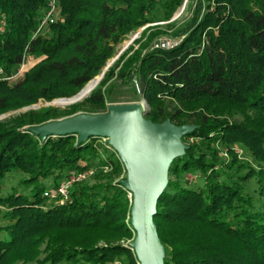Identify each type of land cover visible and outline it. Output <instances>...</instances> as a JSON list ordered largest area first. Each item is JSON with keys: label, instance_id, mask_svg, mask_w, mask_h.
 <instances>
[{"label": "trees", "instance_id": "16d2710c", "mask_svg": "<svg viewBox=\"0 0 264 264\" xmlns=\"http://www.w3.org/2000/svg\"><path fill=\"white\" fill-rule=\"evenodd\" d=\"M50 1L0 0V115L74 97L148 26L82 101L0 122V264H139L118 154L101 138L29 132L122 96L152 123L196 126L153 217L164 264H264V0H188L183 20L172 17L185 0H53L57 21L39 29ZM159 36L179 43L153 49ZM26 57L42 60L11 82ZM89 169L67 202L43 197ZM10 173L21 178L4 193Z\"/></svg>", "mask_w": 264, "mask_h": 264}, {"label": "water", "instance_id": "95a60500", "mask_svg": "<svg viewBox=\"0 0 264 264\" xmlns=\"http://www.w3.org/2000/svg\"><path fill=\"white\" fill-rule=\"evenodd\" d=\"M81 91L68 99V104L81 101L78 97ZM141 106L145 107L143 101L112 104L105 113L77 114L31 127L29 132L42 141L66 135H75L79 143L88 138L106 139L125 169L126 174L120 184L131 194L130 225L134 237L130 247L139 264H164V247L158 238L153 217L157 201L168 184L171 162L183 156L188 148L181 138L194 131L196 126H176L169 120L152 123L145 119Z\"/></svg>", "mask_w": 264, "mask_h": 264}, {"label": "rangeland", "instance_id": "374dc122", "mask_svg": "<svg viewBox=\"0 0 264 264\" xmlns=\"http://www.w3.org/2000/svg\"><path fill=\"white\" fill-rule=\"evenodd\" d=\"M187 5H188V0H185V3L183 4V6L179 9V11L177 12V13H175V15L172 17V20H183V19H185V18H187V17H189V11H187ZM56 10V9H55ZM57 18V17H56ZM148 26V25H147ZM147 26H144V27H142V28H140V29H138V30H136V31H133V32H131L129 35H127L126 36V38L124 39V41H123V43L122 44H120L119 46H118V51H117V56L115 57V59L124 51V50H126L127 49V47L129 46V45H133V43L136 41V40H138L139 39V37H140V35H141V33L143 32V30L147 27ZM135 48H136V46H135ZM114 59V60H115ZM42 60V58H34V59H29V61H28V63H26V65L23 67V69H22V71L20 72V73H16L15 75H14V77L10 80L11 82H15L16 80H18V79H20L21 77H22V75L24 74V73H26L30 68H32L33 66H35L37 63H39L40 61ZM114 60H112V61H110L109 63H108V66L104 69V72L107 70V68L113 63V61ZM103 72V73H104ZM100 77V76H99ZM98 79V77L97 78H95V79H93L92 81H96ZM91 82V81H90ZM89 82V83H90ZM88 84V83H87ZM86 84V85H87ZM99 83H97L96 85H95V87L98 85ZM85 85V86H86ZM84 86V87H85ZM83 87V88H84ZM94 87V88H95ZM82 88V89H83ZM93 88V89H94ZM92 89V90H93ZM125 90V89H124ZM123 90V91H124ZM89 95V94H88ZM87 95V96H88ZM76 96V95H75ZM86 96V97H87ZM128 96H122L121 98H119V103H116V104H114V105H122V104H130V103H132V102H129V99L127 98ZM72 98V97H71ZM85 98V97H84ZM83 98V99H84ZM70 99V98H69ZM83 99H81V101L83 100ZM68 99H55V100H53L52 102H50V103H44V102H42V101H39L37 104H34V105H31V106H28V107H24V108H21V109H17V110H13V111H9V112H7V113H4V114H2V115H0V122H4V121H8V120H10V119H12V118H15V117H19V116H21V115H23L24 113H26L27 111H29V110H37V109H39V108H41V107H48V106H51V107H55V108H65V107H68L69 105H72V104H68V103H70V102H68L67 101ZM143 100L142 99H139V101L138 102H142ZM78 102H80V101H78ZM77 103V102H76ZM75 104V103H74ZM109 106V105H108ZM107 106V107H108ZM107 107H106V110H107ZM143 109H144V112H145V110H146V107H143ZM102 141L100 140V143H101ZM103 143V142H102ZM195 143V141L193 140V139H189L188 141H186L184 144L185 145H189V144H194ZM104 147V146H103ZM222 150V149H221ZM224 150V149H223ZM222 150V152H221V156L222 157H225L226 155H225V151H223ZM238 152V151H237ZM238 154L240 155V153L238 152ZM104 171H107V169L106 170H104ZM20 178H21V176L20 175H17V174H14V173H10V174H8L7 176H6V178L3 180V188H4V193H6V192H8V191H10V189L12 188V187H16L17 186V184H18V182H19V180H20ZM123 178V175L120 177V180ZM187 182H188V185L189 186H200V184H201V182L199 181V178H196L195 176H188L187 177V180H186ZM85 183H88V184H90L91 183V180H90V178H88L87 180H85L84 181ZM50 189V188H49ZM49 189H47V190H49ZM247 189L249 190V192H253V193H256V184H255V182L254 181H251L249 184H248V186H247ZM46 191V190H45ZM44 197V196H43ZM127 197H128V199H130L129 198V195H127ZM45 198V197H44ZM47 199V198H46ZM48 200V199H47ZM115 264H118V263H115Z\"/></svg>", "mask_w": 264, "mask_h": 264}, {"label": "built area", "instance_id": "2783aa9c", "mask_svg": "<svg viewBox=\"0 0 264 264\" xmlns=\"http://www.w3.org/2000/svg\"><path fill=\"white\" fill-rule=\"evenodd\" d=\"M55 9H56L55 2L51 0L49 2L47 11L43 14L40 20L39 29L57 21ZM178 43H179V40L177 39H173L168 36H159L152 43V48L168 50V49H172L173 47L177 46ZM28 61L29 59L27 57L24 58L23 63L19 67L17 73H20L22 71L23 67L26 65V63H28ZM101 141L103 142V143L101 142L103 146H105L107 149H110V146L107 144L106 139L101 138ZM104 170H106V168ZM93 172L94 171L92 169H89L87 171L74 174L68 177L61 185L57 186L56 188L46 190L43 193V196L50 201L63 204L69 200L68 198H69L70 188L73 185L84 182L85 180L90 178L93 175ZM128 195H129V198L131 199V194L129 192H128Z\"/></svg>", "mask_w": 264, "mask_h": 264}, {"label": "bare ground", "instance_id": "6f19581e", "mask_svg": "<svg viewBox=\"0 0 264 264\" xmlns=\"http://www.w3.org/2000/svg\"><path fill=\"white\" fill-rule=\"evenodd\" d=\"M96 85V81H91L90 83H88L81 91V93L79 94V98L83 99L84 97H86L91 91L92 89L95 87ZM68 101V100H67ZM70 102V101H68ZM143 109V106H141Z\"/></svg>", "mask_w": 264, "mask_h": 264}]
</instances>
